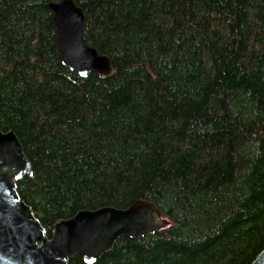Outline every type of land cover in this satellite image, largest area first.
<instances>
[{
	"label": "trees",
	"instance_id": "trees-1",
	"mask_svg": "<svg viewBox=\"0 0 264 264\" xmlns=\"http://www.w3.org/2000/svg\"><path fill=\"white\" fill-rule=\"evenodd\" d=\"M57 1L0 0V130L46 236L146 199L169 224L92 264H248L264 248V0H73L104 77L61 64Z\"/></svg>",
	"mask_w": 264,
	"mask_h": 264
},
{
	"label": "water",
	"instance_id": "water-1",
	"mask_svg": "<svg viewBox=\"0 0 264 264\" xmlns=\"http://www.w3.org/2000/svg\"><path fill=\"white\" fill-rule=\"evenodd\" d=\"M55 28L60 62L78 76L110 72L108 58L82 38L84 16L73 0L47 4ZM31 174V166L12 130H0V264H68L79 255L92 264L109 251L116 239L153 233L169 224L156 205L136 199L125 208L101 206L81 209L71 217L44 227L16 191V181ZM248 264H264V248Z\"/></svg>",
	"mask_w": 264,
	"mask_h": 264
}]
</instances>
